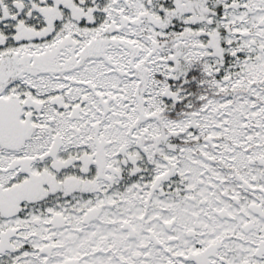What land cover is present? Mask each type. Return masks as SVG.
<instances>
[{
	"label": "snow or ice",
	"instance_id": "obj_1",
	"mask_svg": "<svg viewBox=\"0 0 264 264\" xmlns=\"http://www.w3.org/2000/svg\"><path fill=\"white\" fill-rule=\"evenodd\" d=\"M0 264H264V0H0Z\"/></svg>",
	"mask_w": 264,
	"mask_h": 264
}]
</instances>
